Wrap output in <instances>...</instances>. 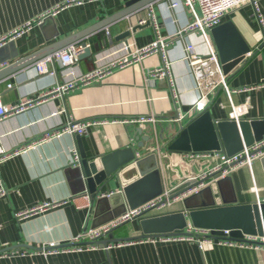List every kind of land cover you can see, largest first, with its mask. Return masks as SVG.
<instances>
[{
    "label": "crops",
    "instance_id": "crops-1",
    "mask_svg": "<svg viewBox=\"0 0 264 264\" xmlns=\"http://www.w3.org/2000/svg\"><path fill=\"white\" fill-rule=\"evenodd\" d=\"M68 1L0 0V36L34 21L29 30L0 50V73L4 72L0 75V100L3 104L36 99L40 93L90 72L95 68L97 57L107 61L120 56L121 47L126 42L136 47L149 44L155 38L151 24L140 26L135 31L131 29L140 25V19L148 18L151 7L161 26V34L172 40L167 48V57L171 61L175 97L165 79L150 74L162 63L159 54H151L114 69L98 82L35 102L22 112L3 118L0 120V149L12 152L46 133L51 135L61 131L69 122L107 120L89 127L80 135L88 156L137 147L150 126L153 135L136 148V155L141 157L157 150L158 165L167 190L210 168L212 162L193 161L187 157V152L160 148L178 133L181 125L203 111L192 109L198 100V91L184 56L187 43H191L201 55L206 54V47L197 32L177 34L192 19L180 0H155L141 11L99 27L62 47L84 41L91 50L90 56L78 59L68 70L55 62L47 66L53 70L52 73L38 74L33 65L41 58L22 69L12 70L22 58L101 24L122 10L129 0H93L65 5ZM171 2L178 5L172 7ZM257 9L261 24L251 4L229 11L222 19V22H233L250 48L242 65L226 77L233 90L264 82V0H257ZM46 17L50 19L41 26ZM126 30L131 31L130 35L122 37ZM211 40L213 42L212 36ZM14 49L16 56L13 55ZM232 100L235 104H247V111L241 119L264 118V86L234 92ZM206 108L216 120L230 119L231 108L221 89L210 97ZM179 112L190 113L179 122L176 120ZM138 116H154L155 120L145 128L138 124L110 121ZM137 128L143 130L141 135L137 134ZM73 149L78 151L76 135L64 132L0 163V189L4 190L0 196V250L24 252L0 257V264H264V249L249 244L237 246L212 242L199 247L194 240L145 237L124 240L127 243L107 249L98 240L81 238L94 227L91 226L90 198L82 193L77 168L71 167L75 166L71 164ZM252 172L258 198L262 200L264 161L261 158L254 162ZM227 177L219 186L218 178L207 182L206 186L216 197V204H221L223 198L238 203L256 202L248 168L238 167ZM118 189V182L113 181L100 195ZM44 204L48 207L20 220L14 216L16 212ZM179 208L181 205L174 203L171 209ZM112 233L115 240L139 234L135 220L115 227Z\"/></svg>",
    "mask_w": 264,
    "mask_h": 264
},
{
    "label": "water",
    "instance_id": "water-1",
    "mask_svg": "<svg viewBox=\"0 0 264 264\" xmlns=\"http://www.w3.org/2000/svg\"><path fill=\"white\" fill-rule=\"evenodd\" d=\"M153 1L155 0H129L122 10L109 16L101 24L22 58L12 67V70L22 69L67 44L85 37L99 27L139 12ZM48 19L50 18H44L40 25L42 26ZM148 24L147 20L144 25ZM140 26L143 25L132 27L131 30L135 31ZM130 33L131 31L126 30L121 36L127 37ZM210 34L217 50L222 72L225 75L235 72L245 61V54L250 51L241 34L231 20L223 21L213 27ZM80 44L84 46V49L79 55V59L90 56L91 50L85 46V42L82 41ZM3 47L0 50H3ZM13 55H17L15 49ZM136 132L141 135L143 130L137 128ZM152 132L153 128L149 126L137 147L142 146L144 141L150 140ZM263 135L264 118H242L238 122L233 119L216 120L210 110L206 108L186 124L181 125L178 133L168 142H164L160 148H166L171 152L223 151L227 155H232L239 152L243 145L248 146L254 141L260 140ZM76 143L79 161L71 167L77 168V178L82 193L90 198L93 216L92 227L95 228L110 222L127 210L136 208L167 190L158 165L157 150L138 157L135 151L137 147L129 146L106 154L88 156L80 135H76ZM261 161H264V156ZM218 177L219 172H215L209 175L205 181L208 182ZM218 179L217 185L219 186L228 177ZM113 181L118 182L119 189L100 195V192ZM198 182L195 179L184 180L168 189L167 195L172 198ZM178 204L181 205V208L177 210L144 214L131 219L135 220L137 224L138 236L115 240L112 233L115 228H113L105 239L97 242L103 246L113 241L185 235L188 223L193 228L208 230L211 235H222L223 230H229V237L233 239H242L244 235L264 236V203H238L236 200L223 198L221 204H216V197L212 189L206 186L197 193L184 197Z\"/></svg>",
    "mask_w": 264,
    "mask_h": 264
},
{
    "label": "built area",
    "instance_id": "built-area-1",
    "mask_svg": "<svg viewBox=\"0 0 264 264\" xmlns=\"http://www.w3.org/2000/svg\"><path fill=\"white\" fill-rule=\"evenodd\" d=\"M86 1H93V0H69L65 5L79 4ZM180 1L191 13L192 19L183 28L178 30L177 34L182 35L183 33L197 32V34L202 38V41L206 47V54L201 55L195 51V48L191 43H187L185 45L184 59L186 60L192 72L195 81V88L198 91V100L196 101L192 109L197 108L199 110L202 109L205 110L206 103L208 102L210 97H213L217 89H221L226 94L231 108L230 119H233L238 122L241 119L242 115L246 113L247 104L233 103L232 94L234 92H241L256 87H262L264 86V82H261V84L255 86L244 87L234 90L231 89L226 81L227 75H225L222 72L217 51L211 40L210 30L213 27L219 25L222 22L224 16L229 11L240 8L245 4H251L254 7L257 19L261 24L262 18L258 13L257 0H180ZM177 5H178L177 2H171L170 4V6L172 7ZM147 20L154 29L155 38L152 42L142 47L132 46V43L126 42L121 47L122 53L120 56H116L115 58L107 61H101L97 57L95 60L96 65L93 70L85 74L77 75L74 78H71L70 80L65 82L64 84L58 85L56 87L51 88L50 90H46L40 93V95L36 99H24V100H20L15 104H3L0 100V120H2L5 117L12 116L22 112L29 106H32L35 102L46 100L57 95H63L65 92H68L75 88H80L82 86H86L88 84L98 82L104 76L111 73L114 69L123 68L151 54H159L161 56L162 63L160 66L152 69L150 74L155 78L165 79L168 83V87L170 88L171 93L175 97L174 80L171 72V61L167 57V48L169 43L172 42V40H170V38L167 39L168 37L163 36L161 34V26L158 23L155 14L153 13L152 7L149 9L148 18L140 19L138 24L144 25L147 22ZM37 22H39V20ZM33 24L34 21H28L22 26L12 30L11 32L1 35L0 48L6 45L8 42L13 41L17 37L21 36L25 31L29 30ZM85 46L88 45L85 43ZM83 49L84 46H82L80 43L70 44L66 48L55 51L35 62L33 65L34 70L38 74H43L48 72L52 73L53 70L52 71L49 70L47 66L49 64H54L55 62H59L60 66H62L64 70H68L78 61L79 55L83 52ZM190 112H186V113L179 112L176 120L180 122ZM154 120H155L154 116H138L136 118H129V119L126 118L119 120L114 119L110 121L120 122L123 124L125 123L138 124L145 128L146 124L154 122ZM105 122H107V120L69 122L61 129V131L52 133L51 135L50 133H46L38 140L24 144L19 149L13 150L12 152L7 153V152H3L0 149V163L3 162L6 158H9L13 155L23 152L24 150L32 148L34 147L35 144L43 140L49 139L57 134L69 132L75 135H82L87 132L89 127L94 126L96 124H102ZM186 154L187 157L193 161L205 160L210 163L212 162L210 165L211 167L208 168L207 170L187 178V179H195L199 181L196 185L188 187L187 189L173 196L172 198L168 197L167 195L168 190H166L158 197L153 198L136 208L127 210L120 217L101 226L87 230L84 234H82L81 238L93 240L94 242L96 240H102L107 237V234L110 232V230L117 227L121 223L130 221L134 217H138L144 214H156V213L171 211L173 210L171 208L174 203H179L184 197L197 193L199 190L205 187L207 185V181H205V179L209 175L215 172H219L218 178L220 177L222 178L227 176L229 172L241 166H245L250 171L253 180L251 190L256 195V203L257 204L264 203V199L260 200L258 198V188L255 185L253 172H252V167L254 162L264 156V135L260 140L254 141L252 144L248 146L243 145V148L239 152L232 155H227L223 151L187 152ZM71 157H72L71 164L76 165L77 162L79 161V153L76 149L72 150ZM3 193L4 190L0 189V196H2ZM46 207H48V204L36 206L24 211L16 212L14 216L17 220H20L29 214L42 211ZM185 231L187 233L185 235L160 236V237H148V238L150 239L160 238L165 240H170V239H187L190 241L194 240L199 247H202L203 244L205 243L217 242L219 244L237 245V246H243L245 244H249L250 246H254L255 248L264 249V236L244 235L242 239H233L229 237V230H223L222 235H211V233L208 230L193 228L190 223L187 224ZM123 243H127V241L123 240L116 243H107L104 246L105 248L109 249L113 246H119L120 244ZM64 250H68V248H65ZM47 251L49 252V250ZM52 251H55V248ZM16 254H24V252H20L19 250H12L11 252L8 251L6 252V250H0V257L6 255H16Z\"/></svg>",
    "mask_w": 264,
    "mask_h": 264
}]
</instances>
